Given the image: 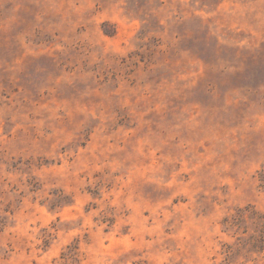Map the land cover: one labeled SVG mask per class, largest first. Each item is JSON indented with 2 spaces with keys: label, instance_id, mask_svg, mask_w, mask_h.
<instances>
[{
  "label": "rangeland",
  "instance_id": "rangeland-1",
  "mask_svg": "<svg viewBox=\"0 0 264 264\" xmlns=\"http://www.w3.org/2000/svg\"><path fill=\"white\" fill-rule=\"evenodd\" d=\"M261 215L264 0H0V264H264Z\"/></svg>",
  "mask_w": 264,
  "mask_h": 264
},
{
  "label": "trees",
  "instance_id": "trees-1",
  "mask_svg": "<svg viewBox=\"0 0 264 264\" xmlns=\"http://www.w3.org/2000/svg\"><path fill=\"white\" fill-rule=\"evenodd\" d=\"M255 213V212H254ZM260 218H264V215H261V216H259ZM250 239H252V242H253V246L255 247H257L258 245V243L259 242H262L263 241V239H260L259 237H254L253 235L250 237ZM260 246V245H259Z\"/></svg>",
  "mask_w": 264,
  "mask_h": 264
}]
</instances>
